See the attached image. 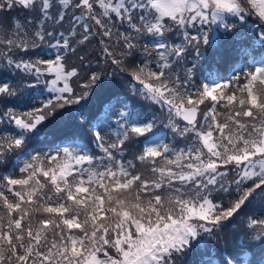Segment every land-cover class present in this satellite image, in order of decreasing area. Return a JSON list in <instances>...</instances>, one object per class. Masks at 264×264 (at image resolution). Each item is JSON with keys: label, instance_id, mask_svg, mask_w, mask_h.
Wrapping results in <instances>:
<instances>
[{"label": "snow or ice", "instance_id": "snow-or-ice-1", "mask_svg": "<svg viewBox=\"0 0 264 264\" xmlns=\"http://www.w3.org/2000/svg\"><path fill=\"white\" fill-rule=\"evenodd\" d=\"M16 7L32 15L0 17V62L21 74L0 81V264H176L197 249L217 264L205 240L241 214L247 242L219 264H264V0H0ZM97 37L127 91L89 109L101 74L79 83L67 58ZM229 45L248 69L197 85L201 47ZM129 98L159 110L164 135ZM49 134L58 146L35 147Z\"/></svg>", "mask_w": 264, "mask_h": 264}, {"label": "trees", "instance_id": "trees-1", "mask_svg": "<svg viewBox=\"0 0 264 264\" xmlns=\"http://www.w3.org/2000/svg\"><path fill=\"white\" fill-rule=\"evenodd\" d=\"M32 13L29 11L16 7L14 8L11 12H0V17H3L4 19H8L9 17H16L23 21L30 17ZM69 27V22L68 20L65 21L63 27L60 28V31H65ZM246 29H253L256 28L258 31L259 26L258 24L255 25V23L248 21L247 25L244 26ZM123 30V29H122ZM249 35H252V33H249ZM99 37L94 38L91 40V42L87 43L84 46H81L78 48L76 54H70L69 57L67 58V63L70 66H76L78 69H80L81 72V77L79 80V83H83L87 79V75L90 74L91 71H96L101 74V83L100 85L94 90L93 95L89 98V103H88V108L89 109H94L95 107L99 106V104L106 102L110 96L112 95L113 92L120 91V92H126V84L128 80V76L125 73L119 72L115 66H113L110 62L105 63L104 58L101 53V45L99 43ZM171 39L174 42H179V36L175 33L171 34ZM206 46L201 47V56L206 58V60L201 59L198 67L201 69L196 72V78H195V83L198 85L200 84L201 80L206 77L210 72L216 74L217 78L225 79V72L230 66H236L238 71H232V75L236 74H241L242 71L240 70H245L248 69L250 61L246 57H240L237 56L236 54L232 55V57L226 58L224 60V56L220 54V50L216 52H211L209 56L205 54L202 51V48ZM115 51H119L118 48H114ZM46 54L48 56L51 55L50 50H45ZM261 53H264V47H261L259 45V42H255V47L253 51V55L259 57ZM227 54H231V52H227ZM80 57H83L84 59L81 60ZM23 59H28V56H23L20 57ZM195 60V52L192 49H189V53L182 62L183 65L190 67L192 62ZM231 63L230 66L227 64ZM175 71L179 72L181 75H183V69L180 65H177L175 68ZM230 77V78H231ZM21 78L20 73H14L12 70L8 69L2 62H0V81H12L15 83L17 80ZM229 78V79H230ZM228 80V79H227ZM243 83V81H241ZM123 85V87L118 88L117 85ZM74 88H77V91H82V89L78 88V85L76 83L73 84ZM122 99L124 98L123 96L121 97ZM129 103L135 105L137 107L138 111H144L146 114L151 115H156L159 118L160 122V127L161 131L165 134L167 131L166 129L163 128V124H166L167 121L165 117L159 112L158 109H156L154 106L148 104L145 101H141L138 98H129ZM9 106H12L11 104ZM4 110V105L0 104V112ZM218 111L220 112H225L226 109L222 107H218ZM0 127L6 128V125H0ZM106 131H111V130H106ZM48 141H53L55 139V143H46V144H39L36 145L35 147L37 148H42L44 150H47L48 148H54L60 144V140L56 137H54L52 134H49L47 137ZM167 142L171 143L172 142V136L171 133L168 132L167 134ZM182 146V141H177ZM29 147H33V145L30 143ZM140 151L139 148L134 147V146H129L127 152H126V159H133L134 155ZM10 166V165H9ZM140 164L137 163V168H140ZM5 168H0V173L5 172ZM145 171V175H148L147 170ZM234 173H232L229 177V179L234 177ZM219 199H223L224 201H227L229 197L227 196H219ZM261 202L259 199L256 201V205L260 206ZM244 214H241L240 217L236 218V221H234L232 224L227 225L222 232L227 237V243L228 246L230 247V250L232 251L233 249L241 247V241L243 240L244 242H247V237L244 235L243 229L239 223L241 219H243ZM218 234V233H217ZM216 234V237H217ZM210 243H212V238H207ZM213 248V247H212ZM208 250V249H207ZM212 254V259L217 261V264H219V258H220V253L219 250H208ZM259 251V250H257ZM208 257L202 255V250L197 249L194 251L192 254L185 255L183 257H180L177 259L176 264H200L202 259H207Z\"/></svg>", "mask_w": 264, "mask_h": 264}]
</instances>
